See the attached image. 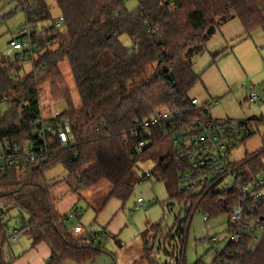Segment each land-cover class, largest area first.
Segmentation results:
<instances>
[{
    "label": "trees",
    "instance_id": "obj_1",
    "mask_svg": "<svg viewBox=\"0 0 264 264\" xmlns=\"http://www.w3.org/2000/svg\"><path fill=\"white\" fill-rule=\"evenodd\" d=\"M138 2V8L129 11L124 0H0V5L16 6L7 16L18 9L25 14V24L32 28L31 43L39 49L31 55L26 50L0 54V139L8 144L33 139V123L41 114V87L49 86L51 95L68 105L63 115L71 123L70 144L55 145L42 168L9 167L0 179V203L8 213L18 209L28 214L23 230L34 245L46 243L51 248V264H88L104 252L102 241L110 235L85 229L74 236L68 226L70 217L56 210L44 172L60 165L85 187L107 181L112 189L106 203L112 199L126 203L135 191V168L142 157L134 153L141 139L137 124L172 104L173 98L180 103L187 100L200 80L191 59L204 52L205 43L221 24L237 19L247 36L264 28V0ZM60 17L64 22L56 28ZM124 35L132 41L131 47L121 42ZM25 39L20 34L15 38ZM27 63H32V70L25 73ZM63 63H68L74 78L78 107L66 87ZM165 144L170 150L151 174L165 184L170 199L187 209L180 225L197 212L231 215V205L222 209L223 196L178 191L170 135L155 132L143 155ZM260 163V158L248 161L252 166ZM261 215L264 219V205ZM3 217L2 213L0 264H14L7 252L11 236ZM150 229L162 232L161 224ZM149 255L146 249L148 259ZM233 259L236 264H264V238L255 252L248 246L236 248Z\"/></svg>",
    "mask_w": 264,
    "mask_h": 264
},
{
    "label": "rangeland",
    "instance_id": "obj_2",
    "mask_svg": "<svg viewBox=\"0 0 264 264\" xmlns=\"http://www.w3.org/2000/svg\"><path fill=\"white\" fill-rule=\"evenodd\" d=\"M124 1L129 11L138 8V0ZM14 8L15 4L0 5V54L15 53L10 42L18 37L19 27L26 23L25 14L20 9L7 16ZM4 16L7 17L2 19ZM228 22L231 24L223 27ZM228 22L217 28L215 34L205 43L201 55L192 57L193 71L200 80L189 91L188 96L197 98L201 103L210 102L208 112L213 119L249 121L252 116H256L263 120L255 122L253 136L235 151L234 157L240 161L264 147V28L247 36L237 19ZM120 40L125 47H131L132 41L128 36L124 35ZM24 69L25 73L30 72L32 63H27ZM61 70L65 75L66 87L71 91L74 105L78 107L80 99L68 63H63ZM152 73L151 68L148 74ZM252 91L262 100L257 102L250 100ZM40 101L42 116L45 119L63 114L68 107L65 101L51 95L47 85L40 89ZM169 150L168 144L151 148L139 159L135 168L137 179L135 191L126 203L117 199L106 203L112 189L107 181L85 187L79 184L76 178H71L60 165L52 166L44 172L51 186L53 203L60 213L70 217L68 224L80 223L87 230L98 233L104 231L111 235L102 241L101 249L104 252L88 264L167 263V252L177 248L179 243L181 237L179 233L182 230L180 223L186 218L187 209L183 205H178L175 199L169 198L163 182H159L155 177L142 182L141 179L143 175L154 170ZM139 198L144 201L142 209H137ZM76 209L81 211L78 214L79 219L75 215ZM2 213L10 236L15 228L22 232L23 241L10 240L8 246L11 251L18 249L19 245L29 239L23 230L29 216L18 209L8 213L4 204L0 203V218ZM227 221L228 216L224 214L213 216L208 222L203 221L201 212L193 214L189 230H185V233L188 232L186 238L188 264H196L201 259L206 262L211 260L212 246L198 241L204 237L207 227L211 229L210 235H219L224 239L227 236L225 233ZM158 224H161L162 232L159 229L158 231L150 229ZM226 242L227 240L221 247ZM146 249L150 250L149 259L152 263L146 256Z\"/></svg>",
    "mask_w": 264,
    "mask_h": 264
},
{
    "label": "built area",
    "instance_id": "obj_3",
    "mask_svg": "<svg viewBox=\"0 0 264 264\" xmlns=\"http://www.w3.org/2000/svg\"><path fill=\"white\" fill-rule=\"evenodd\" d=\"M63 22V17H60L55 27L60 28ZM18 30L20 35H26V39L13 40L10 43L13 50H26L30 55L34 50L38 51V47L31 43V26L25 24ZM249 98L254 102L262 100L254 91ZM210 106V102L201 103L189 96L181 103L173 98L172 104L160 108L149 119L137 124L141 139L136 142L134 153L137 157L143 156L155 132L170 135L174 165L178 172V191L183 194L223 196L222 209L231 205L225 232L227 236L221 239L219 235H210L211 229L207 227L204 237L198 242L210 244L213 257L208 262L201 259L196 264H236L233 259L236 248L248 246L251 252H255L264 238V219L261 215L264 205V147L240 161L235 159V151L253 136L255 122L259 120L213 119L208 112ZM33 127L35 135L32 140L8 144L0 139V179L9 167H17L21 171L42 168L55 152V145L63 148L71 142V123L63 114L45 119L41 112ZM251 158H260L261 163L258 166L248 165ZM145 176L146 180L152 178L151 173ZM142 208L144 201L139 198L137 209ZM211 218L209 214H203L204 222ZM191 222L192 218L180 225L179 243L177 248L167 252L166 264H188V232L185 233V230H189ZM21 238L22 232L14 229L11 240L18 242Z\"/></svg>",
    "mask_w": 264,
    "mask_h": 264
},
{
    "label": "crops",
    "instance_id": "obj_4",
    "mask_svg": "<svg viewBox=\"0 0 264 264\" xmlns=\"http://www.w3.org/2000/svg\"><path fill=\"white\" fill-rule=\"evenodd\" d=\"M229 24H231V23L228 22L227 24H224L223 27H228ZM58 213L60 215H63L59 211H58ZM80 213H81V211H80ZM76 218L79 219V217H76ZM68 226L70 228V232L76 237L81 236L84 233V230L86 229L80 223H77V224H73V223L71 224L70 223V224H68ZM15 229H17V228H15ZM21 239L23 241V238H21ZM115 241H116V239H115ZM7 250H8L7 251L8 254H9V259L12 262H14V264H51L52 263L53 252H52L51 248L46 243H40L38 245H34L32 239L30 237H29L28 241L19 245L18 249L15 248V250L11 251V250H9V247H8ZM65 264H76V263L66 262Z\"/></svg>",
    "mask_w": 264,
    "mask_h": 264
},
{
    "label": "water",
    "instance_id": "obj_5",
    "mask_svg": "<svg viewBox=\"0 0 264 264\" xmlns=\"http://www.w3.org/2000/svg\"><path fill=\"white\" fill-rule=\"evenodd\" d=\"M250 120H259V118L256 117V116H252V117L250 118ZM36 169H37V167L34 168V170H36ZM150 248L152 249V248H153V245H152Z\"/></svg>",
    "mask_w": 264,
    "mask_h": 264
}]
</instances>
